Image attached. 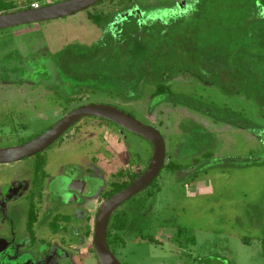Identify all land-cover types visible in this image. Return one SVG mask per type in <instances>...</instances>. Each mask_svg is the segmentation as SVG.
Segmentation results:
<instances>
[{
    "label": "rangeland",
    "instance_id": "rangeland-1",
    "mask_svg": "<svg viewBox=\"0 0 264 264\" xmlns=\"http://www.w3.org/2000/svg\"><path fill=\"white\" fill-rule=\"evenodd\" d=\"M10 1L24 8L34 2ZM191 1L104 0L69 17L0 30V148L17 144L11 134L24 138L42 134L84 103L117 107L156 128L165 138L168 162L183 165L181 169L163 168L154 189L152 186L141 192L122 207L134 226L127 232V245L116 253L119 261L264 264V145L257 131L243 127L247 123L257 126L264 135V112L241 80L225 87L218 80L198 74L188 61L173 56V51L183 50L184 42L191 37L186 34L191 22L187 25L188 20H179L173 22L175 27L165 29L175 14L162 12L167 8L181 12ZM212 1L213 8L223 4L222 0ZM209 2L201 0V6ZM92 15L111 16V21L98 26ZM151 21L153 35L149 33L144 44L151 47L149 53L159 58V62L149 65L155 72L154 78L135 75L145 60H134L132 48L121 51L119 76L104 73L99 80L85 82L61 76L58 63L67 48L75 47L79 53L88 54L96 45L106 42L108 34L121 32L127 37L126 33ZM199 34L205 38L213 35L202 31ZM176 37L179 39L175 40ZM99 50L93 66H89L111 69L113 65L103 59L110 49H101V53ZM162 84L202 101L213 108L214 115L174 106L162 97L154 99L153 93ZM80 95L89 99L66 103L70 96ZM227 108L235 114L224 115ZM235 119L237 124L231 121ZM105 122L84 118L43 153L52 177L64 175L69 169L76 176L72 180L61 179L68 188L61 187L60 191L72 192L60 198L79 202L83 191L90 197L121 171L136 172L140 161L149 162V142ZM195 159L198 161L192 164ZM33 161L29 158L0 164V182L7 179V171L31 167ZM152 191L155 194L150 195ZM101 192L90 204V224L100 205ZM141 235L153 236L158 243L140 241ZM89 261L97 264L95 259Z\"/></svg>",
    "mask_w": 264,
    "mask_h": 264
},
{
    "label": "trees",
    "instance_id": "trees-1",
    "mask_svg": "<svg viewBox=\"0 0 264 264\" xmlns=\"http://www.w3.org/2000/svg\"><path fill=\"white\" fill-rule=\"evenodd\" d=\"M45 1L34 0V2H29L24 8V6H18L12 1L0 0V14L31 8L33 3H41L43 6H46ZM133 1L118 0V3ZM207 1L210 2L203 7L201 6V0H192L191 3L187 4L190 5H186L181 12L177 9H175L176 11L168 9V14H175L176 20L173 19L175 21L172 20L171 23L166 25L165 29H168L169 26L175 27L173 22H178L179 20H188L186 22L187 25L191 22L187 26V33L185 32L191 37L187 38L184 42L183 50L176 49L173 51V56L181 57V60L188 61V64L190 63L189 65L194 66L198 74L218 80L225 87L231 86L236 80H241L242 84H245L249 89L250 94L254 96L260 111L264 112V0H222L223 4L215 8L212 7L215 5L212 0ZM91 18L98 26L106 23L109 24L111 21V16L92 15ZM152 22H146L147 24L142 23L139 25L141 27L136 28L133 33H126L127 37H124V34H121V32H116L113 35L108 34L107 38L111 43H107V40L102 44L96 45L92 49V52L88 54L79 53L75 47L67 48L58 63L61 76L67 79L73 78L76 82H79L77 79H81L82 82L88 79L97 80L96 78L99 80L104 73L109 76H119L122 71V65L118 64L119 59L123 55L121 51L132 48L135 51L134 60H145V63H142L144 66L139 65L140 68L135 70V75L140 76V78H154L155 72L149 69V65L152 62H159V58H155L153 54L149 53L152 50L151 47L146 48L144 44L148 40V34H152ZM201 31L204 34L213 33V35L206 38L205 36L200 37L199 33ZM177 39L179 38L176 37L175 40ZM106 48L110 49L111 52L109 50L108 54L103 55V59L113 65L111 69H100L97 65H95V68H91L89 65L93 66L98 50ZM154 58L156 61H154ZM150 59L151 61H149ZM163 62L165 61L163 60ZM163 74L164 72H162ZM152 96L162 97V100L170 101L174 106H183L205 114L214 115V110L210 106L185 93L174 91L167 84L158 85ZM59 98L63 97L59 95ZM85 99L86 97L81 95L70 96L66 99V103L71 105ZM223 112L224 115L235 114L229 108ZM100 120L105 121L103 119ZM231 121L237 124L235 121L238 120ZM241 125L240 123L238 124L239 127ZM243 127L250 128L254 132L257 131L256 134L264 145V135L258 132L257 126L247 123ZM36 159L42 161L41 167L46 161L45 156L42 154L38 155ZM165 167L168 169H180V166L173 162ZM138 176L135 175L132 180ZM128 185L129 183L111 184L110 188L113 189L107 191L104 199L111 197ZM154 187H156V181L151 185L150 189H154ZM151 194H155V192L152 191ZM132 227L133 222H131L126 211L118 210L114 213L108 227V244L113 250L126 246L127 241L125 236ZM142 239L150 243H158L150 235H142Z\"/></svg>",
    "mask_w": 264,
    "mask_h": 264
},
{
    "label": "flooded vegetation",
    "instance_id": "flooded-vegetation-1",
    "mask_svg": "<svg viewBox=\"0 0 264 264\" xmlns=\"http://www.w3.org/2000/svg\"><path fill=\"white\" fill-rule=\"evenodd\" d=\"M153 98L155 99L157 97ZM86 99L89 98L86 97ZM83 105L86 104L84 103ZM98 120L101 123H104V121L100 119ZM80 121L78 123H80ZM78 123L70 127L66 133H68L73 127L77 126ZM105 123L111 122L106 121ZM66 133L57 142L62 140ZM38 136L24 138L19 137V135H15L14 137L13 134L10 135L11 138L17 139V144L14 146L22 145ZM53 145H55V143ZM150 145L151 153L149 154L150 157L147 164L145 161H140L139 164H137L136 172L121 171L115 175L114 179L111 180L106 187L103 186L98 188L90 197H88L87 194H85V191H83L80 195L81 197H79V202L76 203L60 198L64 193L67 194V192H72L60 191L61 187L66 189L67 186V183L61 181V179L63 178V180H65L64 178H68V180H72L76 178L74 172L69 169L64 175L57 178L52 177L47 171L48 161L46 155L43 154L44 152L40 153L46 158L42 167V161L36 159L37 156L40 155L38 154L31 157L34 158L31 167L25 166L22 169H16L10 172L7 171L9 174L7 179L1 180L0 182V219L4 223L2 224L0 221V264H90L89 260L93 261V259L96 260L97 264H101L93 242L96 216L99 207L103 202L109 200L112 196L127 188L148 168L153 155V146L151 143ZM9 147H13V145ZM197 161L198 160L196 159L193 160L192 164H195ZM169 163L172 162H168V151L166 148V159L163 168ZM176 165L180 166V169L183 168V165ZM88 170L87 174L90 175L91 172ZM135 175L139 176L132 180ZM156 180H154L142 192L149 190ZM114 183H129V185L113 194L111 197L104 199L107 191L113 189L110 187L111 184ZM100 190H102L101 195L99 196L100 205L96 208L94 218L92 219L93 222L90 224L91 216L93 215L90 204L93 197ZM149 194L152 195L151 192ZM140 195L141 192L118 207L115 212L118 210L125 211L122 207ZM2 218H4V220H2ZM13 218L16 220L13 221ZM7 219L10 220L9 224L5 223ZM125 237L128 242V234ZM140 241L147 240H143L141 237ZM109 247L115 255L119 249L123 248L121 247L113 250L110 245Z\"/></svg>",
    "mask_w": 264,
    "mask_h": 264
},
{
    "label": "water",
    "instance_id": "water-1",
    "mask_svg": "<svg viewBox=\"0 0 264 264\" xmlns=\"http://www.w3.org/2000/svg\"><path fill=\"white\" fill-rule=\"evenodd\" d=\"M103 1L64 0L50 5L40 6L39 8H26L1 13L0 30L62 19L85 11ZM84 118H97L109 121L129 133L145 139L153 146V155L148 168L127 188L103 202L96 216L93 242L100 263L122 264L108 245V225L115 210L145 190L159 177L165 165V139L156 128L143 124L114 106L86 104L65 115L57 124L33 140L18 146L0 148V164L17 163L45 152L70 127Z\"/></svg>",
    "mask_w": 264,
    "mask_h": 264
},
{
    "label": "built area",
    "instance_id": "built-area-1",
    "mask_svg": "<svg viewBox=\"0 0 264 264\" xmlns=\"http://www.w3.org/2000/svg\"><path fill=\"white\" fill-rule=\"evenodd\" d=\"M61 1H64V0H46L45 3L47 5H50V4H54V3H58V2H61ZM40 7V4L39 3H33L31 8H39Z\"/></svg>",
    "mask_w": 264,
    "mask_h": 264
},
{
    "label": "crops",
    "instance_id": "crops-1",
    "mask_svg": "<svg viewBox=\"0 0 264 264\" xmlns=\"http://www.w3.org/2000/svg\"><path fill=\"white\" fill-rule=\"evenodd\" d=\"M168 9H169V8H167V9H164L162 13H167V14H168V12H167V11H168ZM170 9H173V10H175V8H170ZM175 11H176V10H175Z\"/></svg>",
    "mask_w": 264,
    "mask_h": 264
}]
</instances>
